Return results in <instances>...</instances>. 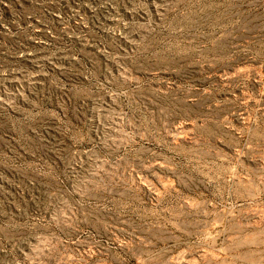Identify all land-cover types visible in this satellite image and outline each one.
Returning <instances> with one entry per match:
<instances>
[{"label": "rangeland", "instance_id": "374dc122", "mask_svg": "<svg viewBox=\"0 0 264 264\" xmlns=\"http://www.w3.org/2000/svg\"><path fill=\"white\" fill-rule=\"evenodd\" d=\"M262 213L264 0H0V264H264Z\"/></svg>", "mask_w": 264, "mask_h": 264}, {"label": "bare ground", "instance_id": "6f19581e", "mask_svg": "<svg viewBox=\"0 0 264 264\" xmlns=\"http://www.w3.org/2000/svg\"><path fill=\"white\" fill-rule=\"evenodd\" d=\"M260 198H261L260 194H252V193H250L248 196L243 197L244 200H248V201H251V202H255V201H257ZM257 211H259V210L257 209ZM262 217H264V213H262Z\"/></svg>", "mask_w": 264, "mask_h": 264}, {"label": "trees", "instance_id": "16d2710c", "mask_svg": "<svg viewBox=\"0 0 264 264\" xmlns=\"http://www.w3.org/2000/svg\"><path fill=\"white\" fill-rule=\"evenodd\" d=\"M38 42H35L34 44L37 45ZM39 46V45H38Z\"/></svg>", "mask_w": 264, "mask_h": 264}]
</instances>
